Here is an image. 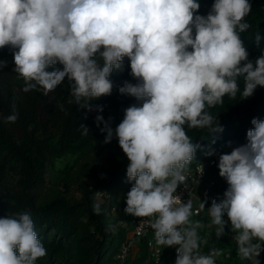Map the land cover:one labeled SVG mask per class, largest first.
<instances>
[{"label":"clouds","instance_id":"9594fccd","mask_svg":"<svg viewBox=\"0 0 264 264\" xmlns=\"http://www.w3.org/2000/svg\"><path fill=\"white\" fill-rule=\"evenodd\" d=\"M199 8L198 0H0V49L14 50V71L24 92L42 89L48 95L67 78L74 102L89 107V101L111 94V73L129 59L130 74L139 82L125 81L118 91L142 104L128 107L115 129L129 161L127 178L135 181L124 211L146 218L157 247L178 246L175 264H216L222 255L217 249L201 252L208 242L198 231L204 224L191 218L205 209L204 202L194 210L191 199L182 202L176 194L189 180L187 168L199 147L185 126L222 132L206 108L222 104L225 96L235 99L240 77L241 98L264 87V53L253 63L240 37L250 27L249 0H214L206 16L197 14ZM57 63L62 70H48ZM12 109L6 123L18 119L14 104ZM96 122L105 125L101 131L109 143L112 128L102 115ZM251 123L248 142L220 155L219 175L228 188L207 211L217 238L224 235L226 214L240 259L260 264L264 120ZM81 128L87 135L88 128ZM46 255L29 212L0 218V264H36Z\"/></svg>","mask_w":264,"mask_h":264},{"label":"trees","instance_id":"16d2710c","mask_svg":"<svg viewBox=\"0 0 264 264\" xmlns=\"http://www.w3.org/2000/svg\"><path fill=\"white\" fill-rule=\"evenodd\" d=\"M252 10L245 20L250 27L240 37L244 46L250 54L255 45L264 49V0H249ZM214 0H210L206 6H200L199 15L206 16L212 9ZM259 37V41H257ZM263 39V40H261ZM127 67V72L123 70ZM58 69V63L48 70ZM131 72L130 61L127 57L123 60L122 70H113L109 79L113 82V89L110 95L101 96L98 99L89 101V107H80L74 102L64 98L60 102V90L63 84L43 94V90L24 92L21 88L22 101L15 98L11 90L0 80V181L2 180L3 163L20 164L23 168V175L27 181L24 189L17 194H0V218L20 212H29L35 225V231L40 241H43L49 233L54 232V237L59 240H67L80 231L98 236L95 253L98 258L107 248L118 249L123 234L118 239L111 237L113 225L105 222L103 207L97 205L95 196L99 189L85 190L84 199L80 202L70 203L65 200H54L43 205H37L30 197L29 188L32 184L39 182L50 164L69 153L83 151L91 147L95 142L105 140L106 132H102L104 124L97 126L96 117L102 115L104 121L112 128L114 134L115 126L120 123L125 110L132 105H141L142 101L135 97L121 95L118 91L125 81L136 84L135 78L127 74ZM67 88L70 90V83L67 81ZM237 93L235 99L228 96L223 97V103L214 107L206 108L214 118V126L219 124L222 132H211L208 128H188L185 126L187 135L193 144L199 145L188 168L203 159L213 157L219 150L229 146L235 141L247 139V131L253 128V118L264 120V91L253 94L249 98H241ZM83 103V101H82ZM15 105L18 112V119L15 123H6L4 118L12 114V106ZM101 106L103 111H97ZM47 122V123H44ZM57 125L55 134L48 129V123ZM81 124L89 130L87 135L83 134ZM129 162L123 160L115 165L113 173L108 180L102 183L104 192L110 196V201L115 199L118 193L125 195L134 185L135 181L127 178V166ZM99 208V214L94 212ZM231 223L225 226V231L231 229ZM219 238L213 234L209 238L204 254H209L212 249H218ZM264 264V250L259 259ZM114 263V261H113ZM115 264V263H114ZM243 264H252L245 260Z\"/></svg>","mask_w":264,"mask_h":264},{"label":"rangeland","instance_id":"374dc122","mask_svg":"<svg viewBox=\"0 0 264 264\" xmlns=\"http://www.w3.org/2000/svg\"><path fill=\"white\" fill-rule=\"evenodd\" d=\"M210 0H198L200 6L204 7ZM263 40V39H261ZM257 43L249 54V60L255 63L257 57L264 53V49L259 47ZM13 49L5 47L0 49V61H6L7 67L0 68V80L13 93L14 97L21 100V88L24 86L22 78L14 71L15 64L13 60ZM62 65L58 63V69L62 70ZM127 72V67L123 70V74ZM131 74H127L129 79ZM67 78L62 83L60 90V102L67 98L72 101L70 90L67 88ZM238 85L243 91V77L238 78ZM264 87H257L254 94L263 92ZM44 123H47L44 121ZM57 125L49 124L48 129L55 134ZM114 128L113 138L109 143L95 142L91 147L74 153H69L61 158H58L54 164L48 165L43 178L32 184L29 188L31 199L37 205H43L54 200H65L70 203L80 202L84 199L85 190L99 189L95 196L97 205L103 207L105 222L112 224L110 236L115 238L117 243L120 236L123 234V224L131 217L125 213L127 193L122 195L118 193L110 201V196L101 192L103 189L102 183L108 180L115 169V165L121 160L127 162L128 159L119 147L118 138L115 136ZM2 159L0 158V162ZM2 163V162H1ZM2 180L0 181V194L9 195L20 193L27 184L23 175V168L16 163H3ZM225 219V218H224ZM204 228L198 230L202 239H207L212 236L215 226L209 227L211 219L206 218ZM227 224L229 223L226 222ZM226 224V225H227ZM54 232L49 231L47 237L41 241L47 250V255L36 261V264H114L111 259V251L113 248H107L102 252L100 258L96 256L95 249L98 242V236L80 231L76 235L71 236L67 240H59L54 237ZM236 233L231 229L224 232L218 242V249L222 251V255L216 257L218 264H243L245 260H239L237 254V244L234 240ZM206 244L201 245V252L204 254Z\"/></svg>","mask_w":264,"mask_h":264},{"label":"built area","instance_id":"2783aa9c","mask_svg":"<svg viewBox=\"0 0 264 264\" xmlns=\"http://www.w3.org/2000/svg\"><path fill=\"white\" fill-rule=\"evenodd\" d=\"M247 139L238 140L229 146L219 150L213 157L203 159L195 165L187 168L186 175L189 180L186 184H181L177 188L176 194L180 196L182 202L192 200L193 209H199V205L204 202L207 204L211 198L203 191V185L209 173V169L218 166L219 157L222 154H230L231 151L245 145ZM201 167L203 174L201 175ZM204 209L199 212L200 217ZM226 215V214H225ZM227 216V215H226ZM146 218L131 216L123 224L124 237L114 252L113 261L115 264H175L177 257L176 247H157L154 242L153 230L143 220ZM203 222V219H202Z\"/></svg>","mask_w":264,"mask_h":264},{"label":"crops","instance_id":"0c3cea01","mask_svg":"<svg viewBox=\"0 0 264 264\" xmlns=\"http://www.w3.org/2000/svg\"><path fill=\"white\" fill-rule=\"evenodd\" d=\"M227 188H228L227 181L219 175L218 166L210 168L209 173L206 177V180H205V183H204L202 189L209 196V198H211V201L208 202L207 204H205V209H204V211L200 217H192L191 219L194 221H201V222L203 219V222H204V220L206 218H208L209 214H208L207 210L211 207L212 200L216 199L217 202L222 200L224 198V192L227 190ZM209 218L211 219L210 216H209ZM224 218H225L226 222L229 221L228 217L226 215L224 216ZM260 256H261V253H260L259 257H257L258 260L260 259ZM237 257L239 258V256H237ZM239 260H241V259H239ZM215 261H216V264H218L216 259H215Z\"/></svg>","mask_w":264,"mask_h":264}]
</instances>
